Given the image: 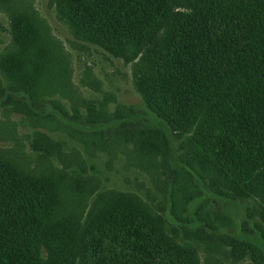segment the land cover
I'll list each match as a JSON object with an SVG mask.
<instances>
[{
    "label": "trees",
    "instance_id": "trees-1",
    "mask_svg": "<svg viewBox=\"0 0 264 264\" xmlns=\"http://www.w3.org/2000/svg\"><path fill=\"white\" fill-rule=\"evenodd\" d=\"M54 2L79 39L135 62L156 133L207 202L258 205L257 234L234 237L264 261V0ZM26 99L21 105L41 115L34 98ZM185 132L188 158L179 161L174 136ZM202 176L216 181L213 193ZM197 194L175 187L170 212L177 225L192 224L184 214ZM62 206L45 181L0 160V264H196L192 244L168 237L158 214L137 198L111 202L78 227L64 223ZM217 222L221 233L237 225L224 215Z\"/></svg>",
    "mask_w": 264,
    "mask_h": 264
},
{
    "label": "rangeland",
    "instance_id": "rangeland-1",
    "mask_svg": "<svg viewBox=\"0 0 264 264\" xmlns=\"http://www.w3.org/2000/svg\"><path fill=\"white\" fill-rule=\"evenodd\" d=\"M75 32L54 0H0V94L13 97L0 100V160L50 185L68 226L87 224L111 202L137 198L158 214L168 237L192 244L196 264H264L253 246L234 237L257 234L258 205L207 202L156 133V118L136 85L135 62ZM29 95L41 115L21 105ZM187 136H174L179 161L188 158ZM199 180L215 191L214 179ZM175 187L198 193L184 214L192 224L184 227L170 212ZM218 215L235 217L237 225L219 232Z\"/></svg>",
    "mask_w": 264,
    "mask_h": 264
}]
</instances>
